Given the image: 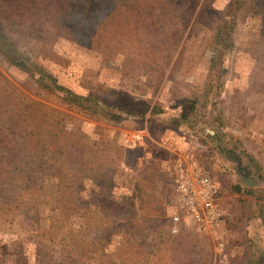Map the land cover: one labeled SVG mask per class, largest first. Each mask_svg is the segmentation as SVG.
<instances>
[{"label":"rangeland","instance_id":"obj_1","mask_svg":"<svg viewBox=\"0 0 264 264\" xmlns=\"http://www.w3.org/2000/svg\"><path fill=\"white\" fill-rule=\"evenodd\" d=\"M58 2L0 0L41 68L0 55V264H264V0H100L73 38Z\"/></svg>","mask_w":264,"mask_h":264},{"label":"trees","instance_id":"obj_2","mask_svg":"<svg viewBox=\"0 0 264 264\" xmlns=\"http://www.w3.org/2000/svg\"><path fill=\"white\" fill-rule=\"evenodd\" d=\"M47 1L51 2L52 0H47ZM99 1L100 0H59L58 5H57V10H56V13L54 15V20L56 23L55 27L57 28L59 36L65 37V38H73L76 33L81 32L82 31L81 30V26H82L81 22H84L83 24H85V25H87V23L89 22V20L86 19L87 13L89 12V7L95 3H98ZM43 4H44V0H27V4L25 3V5L23 6V8H25L27 10V27L29 29H32V30L38 32V33L40 32V30H38L35 27V23H34L35 19L34 18H37V16L39 17V15L32 17L29 15L28 11L29 12L34 11V10L44 11ZM7 6L9 7L10 4H8ZM7 6H5V7H7ZM78 8H80V9L78 10ZM14 16L16 18L21 17V15H19V17H18V15H14ZM0 55L2 57L6 58V60L9 63H11L13 66L21 69L22 71L28 72L31 75L33 72L41 71L40 67L34 66L31 63V61L27 58V56H25L23 53H21V51L17 48L15 41L12 40V38L10 37V35L8 34V32L5 28V25L2 23L1 20H0ZM76 98H77L76 95L73 96V99H76ZM1 120H2V117L0 116V131H1ZM25 133H26V131L24 132V134ZM27 136H29V138L31 139L35 135H33V133H30V132L28 134V132H27ZM2 150H8V149L3 147ZM8 153H9V155L7 157L2 158L1 160L6 161V162L14 161V164L17 167H18L19 163L21 162V160H23V158L26 156L25 153L23 154V156L19 155L16 152H13V151H8ZM28 154L29 153H27V155ZM8 158H11V160L10 161L7 160ZM27 160H28V158H27ZM39 164H40V167L42 166V164H44L45 168H46L45 162L43 163V162L39 161ZM53 167L54 166H52V168ZM39 170H41V169H39ZM49 172H50L49 181H51V182L54 179L57 180V178L60 177V173H61L60 170L57 172L49 170ZM13 177H14L13 178V184L14 185L17 184L19 181L22 183L27 182V184L30 183V181H31V179L29 178L28 175H27V177L24 175H20L19 177H18V175H16ZM2 180L7 181V177L4 175V172L1 171L0 182ZM54 189L58 191V188L56 186H54ZM58 192L59 193H57L56 195L58 196V194H59V198L64 193H67L68 198H70V199L77 196V191L74 189H71V190L59 189Z\"/></svg>","mask_w":264,"mask_h":264},{"label":"built area","instance_id":"obj_3","mask_svg":"<svg viewBox=\"0 0 264 264\" xmlns=\"http://www.w3.org/2000/svg\"><path fill=\"white\" fill-rule=\"evenodd\" d=\"M192 189L193 188H191V185L188 183L184 187H182V191L188 196V200L192 208H194L195 205L201 206L203 202L208 201L210 197V186L206 180L203 181V192H200L202 194L200 199L198 197H195L196 200L195 201L193 200V197L191 196V193H193ZM206 205H209V203H206ZM209 214H211L212 219H214L217 215L214 210L209 211Z\"/></svg>","mask_w":264,"mask_h":264}]
</instances>
